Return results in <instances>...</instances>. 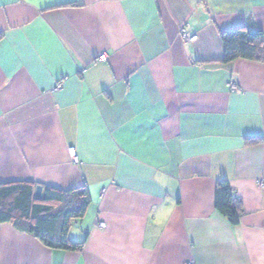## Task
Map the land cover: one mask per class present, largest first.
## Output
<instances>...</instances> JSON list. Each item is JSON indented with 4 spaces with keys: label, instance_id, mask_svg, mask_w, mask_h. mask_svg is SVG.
<instances>
[{
    "label": "crops",
    "instance_id": "1",
    "mask_svg": "<svg viewBox=\"0 0 264 264\" xmlns=\"http://www.w3.org/2000/svg\"><path fill=\"white\" fill-rule=\"evenodd\" d=\"M250 21L264 0H0V183L91 197L81 250L3 222L0 264H264V62L220 37Z\"/></svg>",
    "mask_w": 264,
    "mask_h": 264
},
{
    "label": "trees",
    "instance_id": "2",
    "mask_svg": "<svg viewBox=\"0 0 264 264\" xmlns=\"http://www.w3.org/2000/svg\"><path fill=\"white\" fill-rule=\"evenodd\" d=\"M249 26L220 33L223 61L236 58L264 62V35ZM246 138V143L256 142ZM36 183L6 181L0 183V223H10L17 230L36 237L49 248L81 250L83 241H73L68 233L74 220L80 219L91 204L88 189L83 185L69 190L43 186L41 197L34 196ZM214 207L229 223L237 225L242 214L241 201L227 179L216 181Z\"/></svg>",
    "mask_w": 264,
    "mask_h": 264
},
{
    "label": "built area",
    "instance_id": "3",
    "mask_svg": "<svg viewBox=\"0 0 264 264\" xmlns=\"http://www.w3.org/2000/svg\"><path fill=\"white\" fill-rule=\"evenodd\" d=\"M179 35L182 39L193 41L196 39L197 35L195 33H188L184 27H181L179 30ZM229 87L233 90L238 89V86L235 83H229ZM69 155L72 157L73 160H76V154L73 147H69L68 149ZM259 185H263L264 180L259 179ZM101 224V223H100ZM185 264H192L191 261H187Z\"/></svg>",
    "mask_w": 264,
    "mask_h": 264
},
{
    "label": "water",
    "instance_id": "4",
    "mask_svg": "<svg viewBox=\"0 0 264 264\" xmlns=\"http://www.w3.org/2000/svg\"><path fill=\"white\" fill-rule=\"evenodd\" d=\"M41 192H42V186L40 184H37L35 186V190H34V196L36 198H40L41 197Z\"/></svg>",
    "mask_w": 264,
    "mask_h": 264
}]
</instances>
